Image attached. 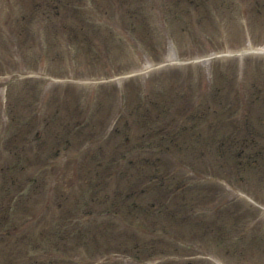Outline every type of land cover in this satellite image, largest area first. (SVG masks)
Segmentation results:
<instances>
[{
    "label": "rangeland",
    "instance_id": "1",
    "mask_svg": "<svg viewBox=\"0 0 264 264\" xmlns=\"http://www.w3.org/2000/svg\"><path fill=\"white\" fill-rule=\"evenodd\" d=\"M0 264H264V0H0Z\"/></svg>",
    "mask_w": 264,
    "mask_h": 264
}]
</instances>
